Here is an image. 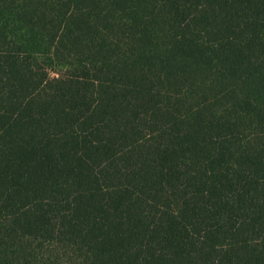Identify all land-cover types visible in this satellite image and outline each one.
Masks as SVG:
<instances>
[{"label":"trees","instance_id":"trees-1","mask_svg":"<svg viewBox=\"0 0 264 264\" xmlns=\"http://www.w3.org/2000/svg\"><path fill=\"white\" fill-rule=\"evenodd\" d=\"M0 264H264V0H0Z\"/></svg>","mask_w":264,"mask_h":264},{"label":"rangeland","instance_id":"rangeland-1","mask_svg":"<svg viewBox=\"0 0 264 264\" xmlns=\"http://www.w3.org/2000/svg\"><path fill=\"white\" fill-rule=\"evenodd\" d=\"M54 76V75H53Z\"/></svg>","mask_w":264,"mask_h":264}]
</instances>
